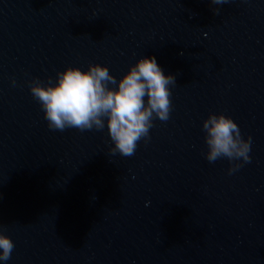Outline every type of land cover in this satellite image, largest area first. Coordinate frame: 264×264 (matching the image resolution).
Returning a JSON list of instances; mask_svg holds the SVG:
<instances>
[{
    "label": "water",
    "instance_id": "95a60500",
    "mask_svg": "<svg viewBox=\"0 0 264 264\" xmlns=\"http://www.w3.org/2000/svg\"><path fill=\"white\" fill-rule=\"evenodd\" d=\"M149 55L171 110L131 156L106 128L50 130L29 91ZM210 112L251 137L232 174L205 158ZM0 230L5 264H264V0H0Z\"/></svg>",
    "mask_w": 264,
    "mask_h": 264
},
{
    "label": "clouds",
    "instance_id": "9594fccd",
    "mask_svg": "<svg viewBox=\"0 0 264 264\" xmlns=\"http://www.w3.org/2000/svg\"><path fill=\"white\" fill-rule=\"evenodd\" d=\"M227 0H211L220 5ZM217 9H213L216 12ZM15 85V80L12 81ZM172 74H165L155 56H141L117 80L106 65L89 64L85 70L66 66L54 78H33L29 91L43 112L47 127L54 131L104 130L114 155L131 156L141 139L147 141L153 120L166 121L171 110ZM209 163L219 158L230 162L228 173L249 162L251 137L242 138L235 121L224 113L210 112L202 121ZM14 243L0 230V264L10 259Z\"/></svg>",
    "mask_w": 264,
    "mask_h": 264
}]
</instances>
